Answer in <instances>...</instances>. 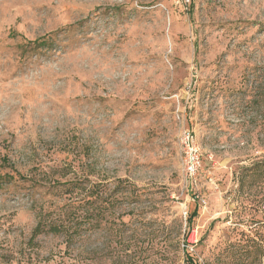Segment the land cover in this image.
I'll list each match as a JSON object with an SVG mask.
<instances>
[{"label":"rangeland","instance_id":"rangeland-1","mask_svg":"<svg viewBox=\"0 0 264 264\" xmlns=\"http://www.w3.org/2000/svg\"><path fill=\"white\" fill-rule=\"evenodd\" d=\"M262 162L264 0H0V264H264Z\"/></svg>","mask_w":264,"mask_h":264},{"label":"trees","instance_id":"trees-1","mask_svg":"<svg viewBox=\"0 0 264 264\" xmlns=\"http://www.w3.org/2000/svg\"><path fill=\"white\" fill-rule=\"evenodd\" d=\"M258 167L264 168V162L258 164ZM58 213L54 217H45L42 216L38 222V225L34 229V237H39L43 234H53V235H64L67 238V242L72 240L76 233L79 231V218L80 214L76 211H69L63 214ZM65 212V211H64ZM194 216H192L189 220L191 224L193 222ZM71 242V241H70ZM249 243L251 244V251L261 252L260 256L253 257L254 259L263 258L264 257V235L260 237V240L250 239ZM248 254H252L249 252Z\"/></svg>","mask_w":264,"mask_h":264},{"label":"built area","instance_id":"built-area-1","mask_svg":"<svg viewBox=\"0 0 264 264\" xmlns=\"http://www.w3.org/2000/svg\"><path fill=\"white\" fill-rule=\"evenodd\" d=\"M182 151L185 155L184 158V171L187 176L194 178L199 172L201 162L198 148L195 144L192 134L184 131L181 135Z\"/></svg>","mask_w":264,"mask_h":264}]
</instances>
